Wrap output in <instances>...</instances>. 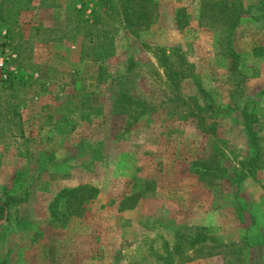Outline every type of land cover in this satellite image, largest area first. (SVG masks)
<instances>
[{"label":"rangeland","instance_id":"obj_1","mask_svg":"<svg viewBox=\"0 0 264 264\" xmlns=\"http://www.w3.org/2000/svg\"><path fill=\"white\" fill-rule=\"evenodd\" d=\"M155 1L157 20L131 32L118 3L83 0L97 16L87 25L111 43L109 78L98 82L96 64L79 61L86 31L75 0H0V78L16 67L32 75L20 99L0 96V264H264V169L237 186L233 178L252 154L245 106L258 118L264 165V0H223L244 10L231 38L236 63L215 46L217 27L199 20L200 0ZM157 48L174 63L181 54L190 80L170 85ZM137 99L143 111L126 104ZM191 99L203 130L187 116ZM213 156L219 177L199 179ZM78 185L97 188L95 200L61 199L49 218L54 194ZM199 229L225 248L168 256L175 234Z\"/></svg>","mask_w":264,"mask_h":264},{"label":"trees","instance_id":"obj_2","mask_svg":"<svg viewBox=\"0 0 264 264\" xmlns=\"http://www.w3.org/2000/svg\"><path fill=\"white\" fill-rule=\"evenodd\" d=\"M111 2L118 3L116 7L117 15L119 17L121 26L131 32H140L146 30L151 26L158 18L157 2L155 0H110ZM106 3V0H104ZM99 1H96V6L99 5ZM71 12L74 18H76L77 25L84 31L81 35V41L79 43V61L89 60L96 64V78L98 82H104L109 78L104 61L110 56L111 43L107 40L106 35L102 33V30L95 25H87L89 18L96 19V15L93 10H88L89 14L86 15L85 4L83 0H75L70 6ZM105 9L104 7H101ZM244 13L243 8L239 4L233 2H227L223 0H200L199 3V20L209 21L212 25L217 27L218 33L215 34L214 44L215 46L224 49V52L229 53L231 61L236 63V55L231 47L232 32L236 28L240 16ZM96 24V21L95 23ZM79 28V29H80ZM5 41L12 40V31L9 28H4ZM79 29L77 33H79ZM87 29V30H85ZM80 35V33H79ZM176 63L170 60L166 51L162 48H157L155 56L156 61L163 70V74L170 85L177 86L179 82L190 80L192 77L190 66L185 62L183 56L176 52ZM23 71L21 68L16 67L13 70L1 69L0 78V96L4 95L7 100L20 99L24 94V90L31 81V72ZM73 89L79 93L81 88L78 84H73ZM264 95V89L261 92ZM87 93H84L86 95ZM112 100L113 107L114 102H118L114 96ZM126 104H132L137 106L143 111V103L140 99L133 102H126ZM187 104L189 110L187 116L192 119L195 127L198 129H205V121L201 116L202 108L192 99ZM116 107V106H115ZM114 109V107H113ZM114 112V110H113ZM128 112V111H127ZM116 113V112H114ZM117 113H125V110H119ZM11 117L15 118L13 112ZM241 124L243 127V133L247 140L248 146L252 151V154L239 163V172L233 175L236 186L239 185L246 177L253 175L257 170L264 169L263 165V149L261 145V138L258 131L253 128V125L258 123V118L253 113L247 111L246 106L240 111ZM214 124L211 123V127H208L206 132L211 131L212 136H216ZM219 162L217 157H211V167L199 165L195 170V174L199 179L207 177L208 173H211V179L218 178L221 171L218 166ZM211 170V172H210ZM98 194V190L95 187L87 185H78L73 188H65L56 192L49 203L48 215L52 218L55 213V208L61 199L67 198L76 199L77 204L82 202H93L95 196ZM137 198V194L128 196L124 200H130ZM123 200V201H124ZM123 203V202H122ZM7 206V202L0 203V215L3 214V209ZM225 244L219 239L211 236L208 233H203L201 229L195 231L192 234H175V242L173 243V249L169 252L171 254H181L184 250H192L205 247L206 257L216 255L225 248Z\"/></svg>","mask_w":264,"mask_h":264}]
</instances>
